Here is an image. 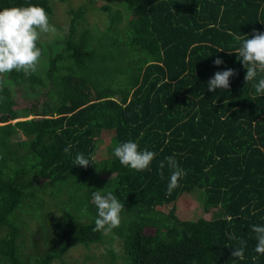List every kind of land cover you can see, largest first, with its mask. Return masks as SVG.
Listing matches in <instances>:
<instances>
[{"label": "trees", "instance_id": "16d2710c", "mask_svg": "<svg viewBox=\"0 0 264 264\" xmlns=\"http://www.w3.org/2000/svg\"><path fill=\"white\" fill-rule=\"evenodd\" d=\"M51 1L0 0V10L36 5L50 21ZM104 1L67 5L70 30L38 42L39 70L4 75L0 264H53L97 244L98 264H264L252 231L264 226V94L254 87L264 72L245 82L240 42L228 34L264 33V0ZM93 10L105 14L102 29L86 20ZM227 69L229 88L209 92ZM16 97L28 107L16 109ZM129 140L156 153L147 169L113 155ZM77 153L87 168L74 164ZM171 156L187 175L169 193L172 169L159 164ZM94 166L102 177L90 185ZM102 189L124 204L107 235L93 231L92 193ZM195 192L212 218L178 219L176 200ZM241 241L244 258L232 257Z\"/></svg>", "mask_w": 264, "mask_h": 264}, {"label": "clouds", "instance_id": "9594fccd", "mask_svg": "<svg viewBox=\"0 0 264 264\" xmlns=\"http://www.w3.org/2000/svg\"><path fill=\"white\" fill-rule=\"evenodd\" d=\"M58 29L50 24L49 17L44 8L36 5L23 7H7L0 10V90L3 85V75L12 71L23 72L25 75L35 73L42 56V49L38 42L42 37L53 38L57 36ZM233 39L240 42L236 49V56L242 61L243 66L247 65L245 82L256 79L258 72H264V33L253 32L252 38L245 35L228 33ZM222 51V50H220ZM223 63L220 59L214 60V65ZM233 69L216 72L208 81L209 92L216 89H228L230 77L234 76ZM257 94H264V78L254 85ZM4 97L0 96V100ZM165 107H167L165 105ZM19 131V130H18ZM71 145L64 149L65 153L70 151ZM113 155L118 158L123 166L142 171L148 168L156 153L145 148L139 150L138 144L131 140L117 144L113 149ZM165 162L172 169L167 190L169 193L179 186V180L187 175L186 171L178 166L174 156L166 157L165 161L159 164L162 170ZM90 161L82 153H77L74 158L76 166L87 168ZM163 173L161 172V177ZM92 203L97 209L95 227L93 231H103L105 235L119 227L121 223V212L124 204L113 195L112 191L106 193L96 190L92 193ZM252 231L256 234L257 244L254 251L257 254H264V226L253 225ZM235 237H230L234 239ZM240 247L233 249L231 255L239 259L244 258L245 245L240 242Z\"/></svg>", "mask_w": 264, "mask_h": 264}, {"label": "rangeland", "instance_id": "374dc122", "mask_svg": "<svg viewBox=\"0 0 264 264\" xmlns=\"http://www.w3.org/2000/svg\"><path fill=\"white\" fill-rule=\"evenodd\" d=\"M52 16L49 21L50 24L54 25L58 29V35L61 36L63 33H66L70 30L71 22L66 16L67 5L75 8L78 5H81L83 2L86 3V0H52ZM104 0H94L93 6L99 7L104 4ZM94 13H89L86 15V20L89 25H96L99 29L103 28V24L105 22V14L99 13L97 11H91ZM77 33V32H75ZM55 36V37H57ZM51 38L42 37L39 42H47ZM39 70V66L37 68ZM5 75V74H4ZM3 75V78H4ZM29 103L23 101L19 97L15 98V108H24L28 107ZM110 133H104L101 136L100 142L97 146V151L94 157V160L98 161L103 157V149L108 144V137ZM102 177V176H101ZM97 172L96 166H94L93 173L89 176L90 185L95 182H100L101 178ZM169 206L159 208L160 211L165 212ZM200 205L198 202V193L191 194H183L181 195L175 202V216L180 220H188V219H211L212 212L203 213L199 210ZM33 222L28 221L27 228H32ZM103 252V246L97 244L96 246H92L90 249H85L83 247L77 246L75 248L70 249L60 261L53 262V264H98L100 259L97 258L98 254ZM94 255L96 257H94ZM96 258V259H95Z\"/></svg>", "mask_w": 264, "mask_h": 264}]
</instances>
